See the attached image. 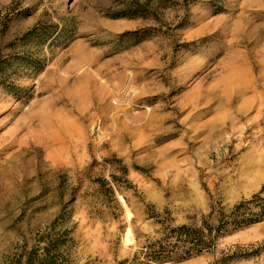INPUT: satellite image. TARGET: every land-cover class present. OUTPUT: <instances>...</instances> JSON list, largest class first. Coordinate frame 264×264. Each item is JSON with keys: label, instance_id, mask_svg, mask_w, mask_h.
Returning <instances> with one entry per match:
<instances>
[{"label": "rangeland", "instance_id": "374dc122", "mask_svg": "<svg viewBox=\"0 0 264 264\" xmlns=\"http://www.w3.org/2000/svg\"><path fill=\"white\" fill-rule=\"evenodd\" d=\"M263 185L264 0H0V264H116ZM160 264H264V219Z\"/></svg>", "mask_w": 264, "mask_h": 264}, {"label": "trees", "instance_id": "16d2710c", "mask_svg": "<svg viewBox=\"0 0 264 264\" xmlns=\"http://www.w3.org/2000/svg\"><path fill=\"white\" fill-rule=\"evenodd\" d=\"M214 224L203 221L200 227L180 225L165 228L163 237L155 241H147L139 250L129 258L116 264H160L163 262H181L203 253L214 250L217 241L224 235L240 228L259 222L264 219V185L261 190L249 199L236 203L226 213L220 208ZM214 210L208 218L212 217ZM67 235V231L62 233ZM40 244V240L38 245ZM64 242L46 240V245L38 254V247L34 248L29 256L19 255L12 264H56L60 258L59 251L64 247ZM37 245V246H38Z\"/></svg>", "mask_w": 264, "mask_h": 264}, {"label": "bare ground", "instance_id": "6f19581e", "mask_svg": "<svg viewBox=\"0 0 264 264\" xmlns=\"http://www.w3.org/2000/svg\"><path fill=\"white\" fill-rule=\"evenodd\" d=\"M129 232V231H128ZM128 232H127V234H128ZM125 241H128V236L126 235V239H125Z\"/></svg>", "mask_w": 264, "mask_h": 264}]
</instances>
